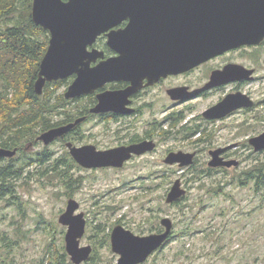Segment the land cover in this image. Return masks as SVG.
I'll list each match as a JSON object with an SVG mask.
<instances>
[{"label": "rangeland", "instance_id": "obj_1", "mask_svg": "<svg viewBox=\"0 0 264 264\" xmlns=\"http://www.w3.org/2000/svg\"><path fill=\"white\" fill-rule=\"evenodd\" d=\"M254 53L260 59L256 65L258 79L246 89L257 104L222 122H200L212 129L213 141L208 146L197 145L194 139L198 136L190 140L178 135L160 138L155 153L135 158L121 168L86 169L72 161L63 141L44 145L38 140L13 157L0 160V166L12 164L19 168L36 153L45 151L48 158L42 164L33 160L23 174H17V198L0 199V253L14 255L19 264H32L50 240L64 244L66 228L58 222V216L73 198L86 220L80 245H91V255L98 264H116L118 256L110 249L109 237L103 242L116 224L146 235L163 228L159 220L164 216L173 222L171 238L142 264H264V188L256 193L252 181L242 185L237 182L238 176L264 161V150L255 152L247 142L264 131V46L246 50L244 62H252ZM65 80L67 83L55 94L63 93L71 82L70 78ZM215 98L199 99L176 109L185 110L184 118H188L199 114ZM88 101L70 102L64 109L77 111ZM152 119V114H146L143 124ZM100 128L95 122L80 127L93 131ZM236 143L241 145L234 146ZM218 145H232L230 152L238 154L234 158L240 165L211 173L203 170L207 150ZM194 148L200 150L197 162L184 171L162 163L168 149ZM198 171L201 173L196 177ZM177 177H181L186 193L178 203L167 204L166 194ZM220 186L221 192L216 193ZM98 224L101 232L95 230ZM2 234L6 236L4 241ZM9 241L16 245L6 249L5 242Z\"/></svg>", "mask_w": 264, "mask_h": 264}, {"label": "water", "instance_id": "obj_2", "mask_svg": "<svg viewBox=\"0 0 264 264\" xmlns=\"http://www.w3.org/2000/svg\"><path fill=\"white\" fill-rule=\"evenodd\" d=\"M147 0H32L30 17L32 21L47 30L49 33L48 46L42 56L37 78L34 82V91L42 93L46 82L66 79L75 75L66 87L63 96L65 99L79 97L91 93L104 83L114 79H132L134 86L127 91H106L97 96L98 103L91 108L92 112L117 110L118 102L122 105L123 98L140 85V78L135 79L136 70H147L150 74L182 71L201 61L212 58L223 51L240 45L258 44L264 38V0H240L244 5L235 17L215 16L212 10L198 9L191 18V30L182 32L180 48L176 51L165 48L160 50V61L143 65L131 63L134 61L130 53L134 52L129 38L134 31L133 23H129L123 30L109 31L121 20H143L144 5ZM210 0H189L181 4L202 5L209 4ZM236 2V4H239ZM182 19V25H183ZM137 43L141 44V27L138 30ZM107 32V44L119 51L121 56L108 58L91 67L89 63L102 56L96 49L88 50L97 36ZM135 52L141 53V50ZM251 71L246 70L245 76L250 78ZM135 79V80H134ZM225 71H216L210 81L203 88H208L226 81ZM125 95V96H124ZM125 99V98H124ZM252 100L244 94H229L219 103L204 112L207 118H219L229 111L241 106H252ZM81 119H75L65 125L49 128L41 132L37 139L43 144H49L55 138L64 135ZM249 143L255 152L264 150V131L249 138ZM68 151L77 164L85 168L121 167L132 153L140 154L151 150V142H140L128 147H117L107 150H96L94 146L78 147L68 142ZM225 148L210 152L209 165L230 167L238 163L235 159L224 160L219 154ZM16 149L0 147L1 157H12ZM193 153L182 151L170 152L164 159L165 164H178L184 167L192 164ZM186 193L181 179L176 178L166 194L165 202L172 204L181 199ZM79 204L73 198L68 199L66 208L58 216V222L66 226L64 234V248L71 263L81 264L86 261L92 252L91 245H80V239L85 233L86 221L83 212H76ZM163 230L146 235H139L116 224L109 236L110 249L118 256L116 264H142L156 250L161 248L169 238L173 222L167 217L159 220Z\"/></svg>", "mask_w": 264, "mask_h": 264}, {"label": "flooded vegetation", "instance_id": "obj_3", "mask_svg": "<svg viewBox=\"0 0 264 264\" xmlns=\"http://www.w3.org/2000/svg\"><path fill=\"white\" fill-rule=\"evenodd\" d=\"M147 1L149 3L142 7L144 9L143 20H132L127 18L121 20L118 24L107 31L109 32L112 30L117 32L125 29L129 23H133L135 31L133 34L135 35L129 38L130 44L128 45L134 51L130 53L131 59L134 60L131 61V63H138L140 61L139 58L141 57V62L143 65L160 61L161 56L159 51L161 49L164 50L165 48H168L176 51L180 48L182 32L188 33L191 30V25L193 24V22H191V18L189 20L186 18L188 14L189 16L193 14L195 15L198 9H210L213 11L215 16L221 15L222 17L227 16L232 18L237 16V14H239V12H241L244 8V5L239 3L240 0H210L209 4H202L199 6L192 4H181V2L189 0ZM236 2L239 4H236ZM182 19H184L183 25ZM140 27L142 41L141 44H138L137 40L139 38L137 34ZM107 32L98 35L95 42L92 45L87 46L89 51L96 49L103 53L102 56L97 57L95 61H91L89 63V66L91 67L108 58H117L121 56L119 51L107 44ZM261 46H264V38L258 44L240 45L238 47L227 49L222 53L213 56L212 58L201 61L198 64L190 66L182 71L167 72L165 74L155 72L150 74L147 72V70H136L134 72L136 74L135 79L140 77L142 74L144 75L139 79L140 85L135 87L134 90L124 97L125 99L123 98L122 105L118 102L117 110L92 112L91 108H93L98 103L97 96L99 94L106 91H127L128 88L134 86L133 80L131 78L114 79L104 83L91 93L82 94L79 97L72 99H66L67 101L71 100L70 102H75L73 99H76V101L80 99H89V101L87 104H84L81 109L77 110V115L71 121L56 125H65L75 121V119H81L68 132L55 138L50 143L54 141H60L61 139H67L64 142L66 148V144L70 142L78 147L92 145L96 150L128 147L140 142H151L154 144L151 150H146L140 154L132 153L130 158L124 161L123 166L135 158L144 156L146 154L155 153L158 148V140L160 138L178 135L181 138L190 140L192 137L198 136L196 139H194L195 143L197 145L208 146L213 141L212 131H210L212 129H209L208 125L203 126L200 122H222L236 113L252 109L257 104V102L254 101L251 91L246 89V85H249L258 79V66L256 65L260 59L257 56V53H254L251 56L252 62L246 63L244 62V58L246 50L257 49ZM137 50H141V53L135 52ZM262 64L264 66V58L262 59ZM246 70L251 71L250 78L245 76ZM216 71H225L227 80L203 89L210 81L212 73ZM74 77L75 75H71L68 78H70L72 81ZM229 94L247 95L252 100L253 104L252 106H241L233 109L219 118H207L204 116V112L207 109L219 103ZM210 96H216V98L199 114H192L190 117L184 118V116H186V111H183L182 109H176L180 105H186L188 103L196 102V100H202L203 98ZM146 114H152L153 119L148 121L147 124H143L142 117H144ZM194 121H198V123L195 124ZM90 122H95V125L101 126V128L97 131H93L92 129H80L81 125ZM249 138L247 139V142L250 145L248 141ZM240 145L241 144L236 143L234 146L238 147ZM232 147V145H218L209 148L207 150L208 159L204 164L205 168L203 170L211 173L212 171L227 170L239 166L241 162L239 159L234 158L238 156V154L230 152ZM219 148H225L219 154L220 157H222L224 160L235 159L238 161V163L230 167L210 166L209 161L212 158L210 152ZM178 151L194 154L193 162L188 166L179 167L177 163L173 164L176 165L181 171H184V169H188L195 165L200 155V150L198 148H194L192 150L168 149L162 158V163L167 166H173L165 164L164 159L168 153ZM5 158L6 157H1L0 160ZM72 161L75 162L73 158ZM121 167L100 168L116 169ZM100 168L97 167L86 169ZM206 171H204V173ZM198 172L194 173L196 177L197 174L201 173ZM177 178L181 179V177ZM76 212L81 211L77 210ZM64 227L66 228V226ZM162 230L163 228H158L153 232H160Z\"/></svg>", "mask_w": 264, "mask_h": 264}, {"label": "trees", "instance_id": "obj_4", "mask_svg": "<svg viewBox=\"0 0 264 264\" xmlns=\"http://www.w3.org/2000/svg\"><path fill=\"white\" fill-rule=\"evenodd\" d=\"M31 5L32 0H0V147L15 148L17 152L37 143L40 132L71 121L77 115V111L64 110L71 100L67 101L63 93L55 94L56 89L67 83L65 79L46 82L40 95L34 91L39 63L48 46L49 33L32 21ZM56 116L61 117L53 120ZM66 140L61 139L63 142ZM45 153H36V157L25 160L19 168L12 164L0 166V199L7 196L17 198L14 183L17 174H23L33 160L40 164L48 160ZM50 170L54 171L55 168ZM247 181L253 182V191L256 193L264 188V161L254 164L237 178L240 185ZM221 188L218 187L215 192H221ZM178 202L176 200L172 204ZM19 203L17 202L18 208ZM100 227L101 224H98L95 230L101 232ZM109 235V232L105 234L103 242H108ZM3 238H6L4 234L1 241H4ZM170 238L171 236L162 247ZM15 245L9 241L5 242L4 247L10 249ZM94 258L95 256L90 255L81 264H98ZM0 264L19 263L14 255L0 253ZM32 264L73 263L64 244L52 239L46 244L42 254L32 260Z\"/></svg>", "mask_w": 264, "mask_h": 264}]
</instances>
